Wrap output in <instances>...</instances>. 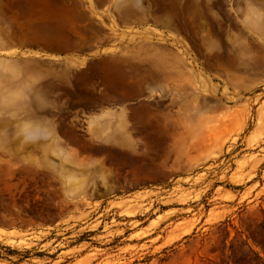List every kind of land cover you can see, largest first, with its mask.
Listing matches in <instances>:
<instances>
[{"label":"rangeland","instance_id":"374dc122","mask_svg":"<svg viewBox=\"0 0 264 264\" xmlns=\"http://www.w3.org/2000/svg\"><path fill=\"white\" fill-rule=\"evenodd\" d=\"M0 264H264V0H0Z\"/></svg>","mask_w":264,"mask_h":264},{"label":"crops","instance_id":"0c3cea01","mask_svg":"<svg viewBox=\"0 0 264 264\" xmlns=\"http://www.w3.org/2000/svg\"><path fill=\"white\" fill-rule=\"evenodd\" d=\"M91 59H93L91 56H85V57H82L80 59H78L76 62H88L90 61Z\"/></svg>","mask_w":264,"mask_h":264}]
</instances>
